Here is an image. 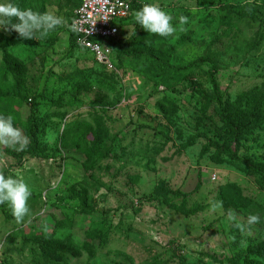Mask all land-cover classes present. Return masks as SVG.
Returning <instances> with one entry per match:
<instances>
[{
    "label": "rangeland",
    "instance_id": "1",
    "mask_svg": "<svg viewBox=\"0 0 264 264\" xmlns=\"http://www.w3.org/2000/svg\"><path fill=\"white\" fill-rule=\"evenodd\" d=\"M12 2L61 16L66 26L40 41L23 40L10 26L0 27V45L4 38L22 42L0 48V117L12 116L27 138L34 98L42 144L18 160L16 146L0 143V173L23 179L33 192L24 221L17 222L10 207L9 216L0 212V264H246L249 249L264 244V176L233 163L230 154L264 168V2L143 0V6L155 3L170 13L177 33L163 38L137 29V23H126L121 31L123 49L137 29L135 50L153 46L160 59L176 67L203 57L212 61L224 100L242 108L241 122L248 129L230 144L225 142L232 137L231 127L221 122L216 99L209 104L203 98L205 92L212 94L210 84L174 75L162 61L135 58L126 50L109 55L118 68L108 71L72 43L69 26L79 0ZM250 10L255 14L246 18ZM180 16L187 18L183 31ZM19 63L30 81L29 103L6 112L7 93L15 89L10 70ZM199 67L206 82L209 66ZM159 85L170 98L166 116L155 100H144ZM97 97L110 106L108 115L97 108ZM139 103L151 127L168 133L174 129L170 117L183 131L200 134L196 142L172 133L176 144H164L153 137V129L131 125L129 114ZM63 137L69 150L57 151ZM208 146L212 149L206 153ZM100 163L113 168L100 170ZM133 177L139 179L133 182ZM252 215L257 222H249ZM93 229L103 232L88 242ZM45 234L80 243V255L26 238Z\"/></svg>",
    "mask_w": 264,
    "mask_h": 264
},
{
    "label": "trees",
    "instance_id": "2",
    "mask_svg": "<svg viewBox=\"0 0 264 264\" xmlns=\"http://www.w3.org/2000/svg\"><path fill=\"white\" fill-rule=\"evenodd\" d=\"M258 1L264 2V0H258ZM79 3L80 4L78 5V8L76 7V10H74V19L76 16V14H75L76 11L81 7L82 0H79ZM130 3L132 6V12H131V15L126 20H124L122 22V27H124V25L126 23H127V25H131V23L132 24L136 23L135 22V13L137 11L141 10L143 7V0H130ZM258 9H261V7H258ZM262 10H264V8ZM251 14L254 15L255 11L252 12L250 10V11L246 12L244 14V16H246V18H249L251 16ZM132 19H133V21H131ZM139 28H140V25L137 26V29H139ZM137 29L135 30L134 35L129 39L128 46L124 49H123L124 46H123L122 40L119 41L120 37L117 40L109 41L111 43V46L114 48V51L117 52V54H118L121 51L126 50L127 53H129L131 56H134L135 58H146V59L156 58L157 60L162 61L161 65L166 70L173 73L174 75L190 76L191 79H193L194 83L195 82H197V83L204 82V84L205 83L210 84V87H212L213 92H212V94H210V92H205V95L203 96V98L205 100H207V102L209 104L212 102H215V99H216V101L219 105V108H220V110H219L220 112L218 113V115H219L221 122H223L225 125H228L231 127L230 128L231 131L228 129L227 132L230 131V133H228V134L231 135L232 137L230 139L227 138V141L225 143L230 144L231 141H233V142L239 141L240 136H243L248 130L245 123L241 122V120H243V117H244V115H243L244 112L240 106L237 107L234 104H231L229 102L226 103V101L224 100L223 93L221 90V85H220L218 78H217L216 67H215V65H213L212 61L208 57H203L199 61H197L196 63L194 62L190 66H188L186 68H182V67L173 66L170 63L163 61L164 60L163 58L160 59V53H156L155 52L156 50L153 46H151L153 50H151V49L147 50V51L139 50V49L135 50L134 49L135 46L133 44V41L136 38L137 31H138ZM19 39L20 38L8 40V39L4 38L3 40H5L6 42L3 45L1 44L0 48H4L6 46H18V45L22 44V42ZM72 43L76 45L74 35L72 36ZM199 63H204L205 65H208L209 66V72L211 71L207 77L206 82L204 81V79L206 78L205 77L206 75H203L202 73H198V71L202 72V71H200ZM18 65H19V67H18ZM18 65L15 67L16 69L14 68L13 70L12 69L10 70V73L12 76L11 78L14 79L15 89L12 93H7L10 96H8V100H6V102L4 104V108L6 109V112L9 111L10 108L12 110L16 106H22L23 104L25 105L26 103L27 104L29 103V96L26 93V90L28 88L30 81L28 80V77L26 75V72H25L26 68L24 67V64L19 63ZM78 71L79 70H76L75 72H78ZM161 87L162 86L159 85V88L152 90L151 94L149 93L150 95H146V99H144V100H146V101H148L149 99L155 100L156 106H157V108L159 107L158 109H159L161 115L166 116L165 105L167 102H169L170 98H169V96L166 95V93L162 94L164 92V90H162ZM55 90L58 92V88ZM2 94L3 93L0 92V97L2 96ZM5 99H7V97ZM96 101L98 102L96 104L97 108H99V110H101V112L103 114L108 115L110 113V110H109L110 106H107L104 103L103 98L97 97ZM31 103L32 104L29 106L30 109L28 110V112H29L28 124H27L28 125L27 126L28 127V135H27V138H24L25 140L28 141V144H27V147L24 150H22V152H18L17 150H15L14 157H16L18 160L20 158H22V156L24 154H26V153L34 154V152L37 151L36 149L38 147H42V144H39V140H40L39 131H40V129L38 128L39 125L37 124L38 106H37L36 100L34 98L31 101ZM145 112H146V108L143 107L142 103H139V105L134 108L133 113L129 114V122L131 123V125H134V126H139V127L145 128V129L146 128L153 129L154 130L153 135H155L153 137L157 138V139H161L162 143H164V144H167L168 142H171L173 145L176 144L175 142L172 141V133H176L179 136V138H181L180 136L189 137L191 143H195L197 138H198L197 135H200V134H195V133L183 131V129L180 128L179 123L173 119H170V117H168L167 121L169 122V124L174 129H170L168 131V133H165L163 131H157L156 128L151 127V124L149 123L150 121L146 120V118L144 117ZM256 114H257V110L255 111L254 114L251 115V118H249V120L246 121L247 126L252 125V123L254 122V117ZM136 116L138 118H135ZM156 116H160V114H156ZM140 118L143 121H139V120H141ZM40 123H42V120L40 121ZM224 124H223V126L226 129ZM122 136H123V142H124L125 135L122 134ZM65 140H66L65 137H63L62 139H59L60 144H59L57 151L62 150L61 152H63L65 150H67V151L69 150V148L67 146H65V143H64ZM184 147H186V145H184ZM76 148L78 150H81V145L79 144ZM211 149H212V146H208L205 149V152L208 153ZM123 152H124V150H123ZM230 156L233 160V161L231 160L233 163L236 162L237 164L245 165L248 169H252L255 172V174H258L259 176H264L263 166H259V165L250 163L247 160L238 157L236 153L230 154ZM64 158H66V156H64ZM98 167H101L100 170H102V169L109 170V169L113 168L112 166H109V165L103 166L101 163ZM120 173H121V171H118V175H120ZM130 178L131 177H129V179H127L128 182L131 180ZM138 179H139V177H133L132 181L136 182ZM229 187H231V186H229ZM229 204H231V202H229ZM8 207L9 206L7 204L0 205V212L5 214L6 216H9V214H7V212H8L7 208ZM10 210H11V208H10ZM15 220L11 219L9 221H15ZM104 225H107V222H105ZM19 231H21V227L14 229V233L15 232L18 233ZM97 231L103 232L101 229H93L90 234L86 235L88 242L89 241L92 242L94 240V238H95L94 233L96 234ZM20 235H21V232H20ZM26 238H28L31 241L34 240L38 243H40V242L42 243L43 241L44 242L49 241L51 244H53L54 246H57L58 248H66V249L70 250L71 253H72V249H74V250L76 249L78 254H75V256L80 255L79 252H81V249L83 247L80 245V243H76L74 241L70 242L68 240H58L57 238L55 240H52L51 237L47 236L46 234L44 236H36V237L30 236V237H26ZM16 239H17L16 237H13V240H16ZM84 244L90 246V244L87 242ZM246 264H264V244H261L259 246H254V247L249 249L248 260H247Z\"/></svg>",
    "mask_w": 264,
    "mask_h": 264
},
{
    "label": "clouds",
    "instance_id": "3",
    "mask_svg": "<svg viewBox=\"0 0 264 264\" xmlns=\"http://www.w3.org/2000/svg\"><path fill=\"white\" fill-rule=\"evenodd\" d=\"M13 19L15 23H11ZM172 21V15L155 3L145 4L135 14V22L138 25L142 26L148 33L156 34L163 38L172 37L177 33L178 29ZM179 22L181 26L179 31H183L182 26L187 23V18L180 16ZM9 26L18 32L23 40L37 39L40 41L48 38L58 28L66 26V21L63 17L53 13H37L31 9L19 8L12 0H0V27ZM69 27L75 36V42L80 48L91 54L95 58V61L100 65H104L108 71H117V64L115 60H111L110 56L109 59L113 65L112 69L108 65L101 63L94 53L77 42V36L74 33V31H77V25L75 23ZM122 28L121 22V31ZM118 38L104 41V44L108 45L111 49L110 55H114L113 52L115 51L109 41H114ZM122 79H124L123 73ZM0 143L16 146L17 151H22L27 147L26 140L23 138L20 129L15 127L12 116L0 117ZM31 196L32 191L23 179L0 173V205L7 204L11 208L12 214L17 222L24 221L25 217L29 214L30 208L28 201ZM258 219L259 217L255 215L249 216L250 223H255Z\"/></svg>",
    "mask_w": 264,
    "mask_h": 264
},
{
    "label": "built area",
    "instance_id": "4",
    "mask_svg": "<svg viewBox=\"0 0 264 264\" xmlns=\"http://www.w3.org/2000/svg\"><path fill=\"white\" fill-rule=\"evenodd\" d=\"M131 12L130 0H82L73 20L77 25V31H74L77 42L112 69L113 65L109 59L111 49L104 41L119 37L121 22L126 20ZM213 180H217V177L214 176Z\"/></svg>",
    "mask_w": 264,
    "mask_h": 264
}]
</instances>
